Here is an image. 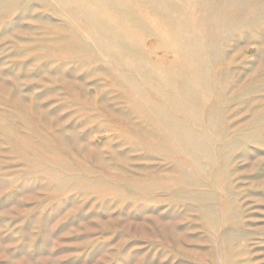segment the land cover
Wrapping results in <instances>:
<instances>
[{
    "label": "rangeland",
    "instance_id": "374dc122",
    "mask_svg": "<svg viewBox=\"0 0 264 264\" xmlns=\"http://www.w3.org/2000/svg\"><path fill=\"white\" fill-rule=\"evenodd\" d=\"M0 264H264V0H0Z\"/></svg>",
    "mask_w": 264,
    "mask_h": 264
}]
</instances>
